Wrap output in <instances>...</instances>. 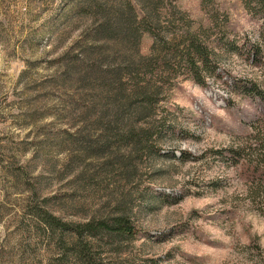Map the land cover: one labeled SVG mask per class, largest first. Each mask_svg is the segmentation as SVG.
<instances>
[{
    "label": "rangeland",
    "instance_id": "1",
    "mask_svg": "<svg viewBox=\"0 0 264 264\" xmlns=\"http://www.w3.org/2000/svg\"><path fill=\"white\" fill-rule=\"evenodd\" d=\"M170 1L193 24L206 23L199 0ZM212 1L233 43L251 38L264 48L240 0ZM74 2L0 0V264H46L54 253L29 214L42 198L66 221L123 214L142 231L97 237L106 264H264V183L246 181L251 167L264 166L253 139L264 134L263 105L181 80L157 107L166 128L128 159L121 144L97 142L93 117L79 106L86 91L66 71L88 24L72 14ZM150 42L143 34L141 53ZM215 53L228 83L264 75L226 45ZM241 144L249 145L244 165L213 155Z\"/></svg>",
    "mask_w": 264,
    "mask_h": 264
},
{
    "label": "trees",
    "instance_id": "2",
    "mask_svg": "<svg viewBox=\"0 0 264 264\" xmlns=\"http://www.w3.org/2000/svg\"><path fill=\"white\" fill-rule=\"evenodd\" d=\"M73 1L72 14L84 17L88 24L80 31L74 67L68 64L66 71L73 69L76 82L86 91L79 106H87L81 109L93 117L97 142L121 144L128 159L148 148L152 137L166 128L157 107L181 80L200 87L212 82L264 107V75L259 81L230 77L228 83L217 68L215 53L226 45L248 64L260 67L264 66V48L251 38L233 43V30L225 20H219L212 0H199L207 14L205 24H193L170 0ZM240 2L258 21L259 36L264 41V0ZM219 22L225 26L219 28ZM215 32H219L217 36ZM143 34L151 39L146 53L139 49ZM167 129L172 131L170 126ZM253 139L264 148L263 133H256ZM245 147L249 145L227 146L214 150L213 155L230 167L244 165ZM258 167H251L246 180L250 185L264 183V166ZM46 201L42 198L29 210L34 231L46 240L44 247L54 251L46 264H106L94 247L97 237L142 234L123 214L66 221L45 209Z\"/></svg>",
    "mask_w": 264,
    "mask_h": 264
}]
</instances>
